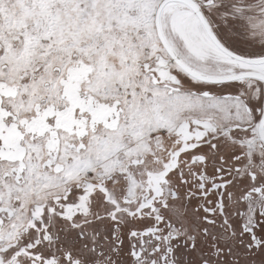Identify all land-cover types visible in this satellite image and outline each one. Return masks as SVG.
Segmentation results:
<instances>
[{"label": "snow or ice", "instance_id": "obj_1", "mask_svg": "<svg viewBox=\"0 0 264 264\" xmlns=\"http://www.w3.org/2000/svg\"><path fill=\"white\" fill-rule=\"evenodd\" d=\"M0 264H264V0H0Z\"/></svg>", "mask_w": 264, "mask_h": 264}]
</instances>
